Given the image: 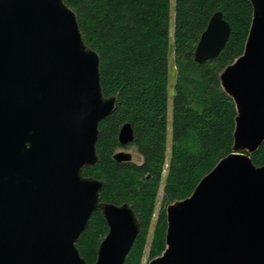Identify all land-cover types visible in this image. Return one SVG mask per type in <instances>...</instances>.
Returning a JSON list of instances; mask_svg holds the SVG:
<instances>
[{
  "label": "water",
  "instance_id": "95a60500",
  "mask_svg": "<svg viewBox=\"0 0 264 264\" xmlns=\"http://www.w3.org/2000/svg\"><path fill=\"white\" fill-rule=\"evenodd\" d=\"M248 1L244 54L220 75L237 109L233 152L168 206L166 250L150 264H264V165L250 157L264 143V0ZM230 35L216 13L195 61L218 58ZM100 66L64 0H0V264H88L77 244L97 212L109 232L95 264H125L138 239L131 206L102 202L105 183L84 173L118 102L104 95ZM119 140L134 142L131 124Z\"/></svg>",
  "mask_w": 264,
  "mask_h": 264
},
{
  "label": "trees",
  "instance_id": "16d2710c",
  "mask_svg": "<svg viewBox=\"0 0 264 264\" xmlns=\"http://www.w3.org/2000/svg\"><path fill=\"white\" fill-rule=\"evenodd\" d=\"M76 13L86 44L101 59V84L106 97L118 99L110 118L99 127L95 168L87 177L105 183L102 202L128 204L141 233L125 264H142L148 235L167 166L171 55L176 79L172 100V146L163 190L162 210L153 231L150 258L166 250L167 208L185 200L217 164L233 152L237 109L220 75L244 54L253 21L248 0H64ZM218 12L231 26L227 45L214 60L195 61V52L211 18ZM124 124L134 130L140 164L114 159ZM264 165V143L250 155ZM109 228L97 212L77 244L88 264H95Z\"/></svg>",
  "mask_w": 264,
  "mask_h": 264
},
{
  "label": "rangeland",
  "instance_id": "374dc122",
  "mask_svg": "<svg viewBox=\"0 0 264 264\" xmlns=\"http://www.w3.org/2000/svg\"><path fill=\"white\" fill-rule=\"evenodd\" d=\"M174 1L172 0V11H171V38H173V31H174ZM170 70H171V77H170V105H169V116H170V125H169V141H168V151H167V166L165 168V172H164V176H163V181H162V185L160 188V192H159V198H158V203H157V207H156V213L153 219V224H152V228L150 230V233L148 235V242L145 248V254L143 257V261L142 264H150V262L153 260L150 258V249H151V244H152V240H153V231H154V226L156 225V221L158 218L159 213L162 210V199H163V190H164V184L166 181V176L168 173V164L170 161V157H171V146H172V129H171V120H172V100H173V87H174V83H175V79H176V67L174 64V55H171V66H170ZM120 152H126V153H130L133 155V161L135 163L140 164L142 162V158L140 157L137 149L135 147L132 146H128V147H124L123 149L118 150L117 153Z\"/></svg>",
  "mask_w": 264,
  "mask_h": 264
}]
</instances>
